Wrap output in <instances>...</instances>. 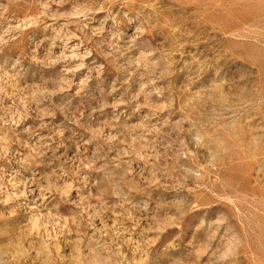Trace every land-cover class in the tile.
<instances>
[{"label":"rangeland","instance_id":"1","mask_svg":"<svg viewBox=\"0 0 264 264\" xmlns=\"http://www.w3.org/2000/svg\"><path fill=\"white\" fill-rule=\"evenodd\" d=\"M0 264H264V0H0Z\"/></svg>","mask_w":264,"mask_h":264}]
</instances>
